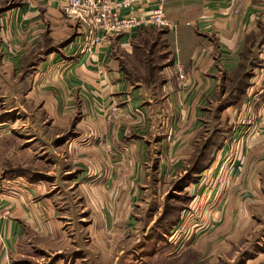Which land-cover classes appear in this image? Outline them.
<instances>
[{
    "label": "rangeland",
    "instance_id": "rangeland-1",
    "mask_svg": "<svg viewBox=\"0 0 264 264\" xmlns=\"http://www.w3.org/2000/svg\"><path fill=\"white\" fill-rule=\"evenodd\" d=\"M70 37L62 38L63 43L52 37L50 53L48 44H37L15 71L17 79L1 84L5 98L0 101L4 125L0 158L4 177L19 178L13 194L20 203L17 221L32 223L34 212L35 220L38 215L40 220L35 223H62L67 237L62 249L77 251L74 257L54 254L50 243L51 250L39 243L46 251H38L35 260L21 256L20 264H55L59 258L78 264H264V196L261 201L251 197L253 211H260L243 226L235 223V207L232 214L231 207L226 209V193L234 186V179L227 178L238 170L235 159L242 146L231 137L239 111L224 113L235 98L207 103L209 123L199 150L174 173L171 164L164 168L160 163L161 132V137L148 135V145L142 142L143 159L106 161L113 149L102 147V122L99 130L92 128L91 121H97L89 106L66 83L73 76L68 71L72 67L63 61L73 51ZM43 75L50 77L49 101L43 98ZM13 96L18 99H9ZM117 112L111 111L113 119ZM154 117L148 127L135 120L139 129L127 136L157 129ZM127 121L121 120L120 129ZM127 136L121 137L131 139ZM167 155L171 162L170 152ZM218 208L222 211L216 214ZM225 210L229 216L220 223Z\"/></svg>",
    "mask_w": 264,
    "mask_h": 264
},
{
    "label": "crops",
    "instance_id": "crops-1",
    "mask_svg": "<svg viewBox=\"0 0 264 264\" xmlns=\"http://www.w3.org/2000/svg\"><path fill=\"white\" fill-rule=\"evenodd\" d=\"M156 5L157 0H134L131 8L122 10V15H148ZM165 11L170 27L136 28L111 37L90 52L85 37L88 29L69 18L59 2L0 0V101L5 98L2 81L17 79L15 71L35 51L37 44H48L46 53H50L52 37L61 38L59 41L63 43L62 38L72 35L73 51L63 61L72 67L68 71L73 76L67 77L70 82L66 83L89 106L92 118L97 121H91L92 128L99 130L102 122L105 133L102 147L113 149L112 155L105 157L106 161L127 157L143 159L142 142L148 145L151 142L148 135L157 137L161 132L160 163L164 168L171 164L174 173L177 165L188 162L199 150L209 123L207 103L235 98L224 113L239 111L238 125L231 137L242 146L235 159L238 170L233 178L232 175L227 178V181L234 179V186L226 193V209L231 207L232 214L234 206L235 223L243 226L260 211H253L250 202L255 201L251 197L264 196V87L256 74L264 65V0H167ZM181 73L185 74L184 78H180ZM43 76V98L49 101L52 99L47 91L50 77ZM238 83L249 84L238 90L234 88ZM9 99L17 100L18 96ZM114 109L118 112L113 119ZM153 116L157 129L137 136L139 128L134 125L135 120L148 127ZM121 120L130 123L120 129ZM242 122L247 123V128L241 126ZM132 130L136 132L127 136ZM3 131L4 125L0 124V148ZM122 135L131 139H122ZM226 147L225 143L221 151ZM135 152L138 155L132 156ZM168 152L171 162L167 160ZM96 160L100 162L99 158ZM18 179L4 177L0 158V213H7L0 222V264H20L24 255L35 260L40 257L38 251H46L39 243L47 244L50 250L52 245L54 254L74 257L75 249H62L67 238L61 232L62 223L55 220L35 223L40 220L39 215L35 220L34 212H31L32 223L17 221L20 203L13 194L18 188L15 185ZM220 211L218 208L215 213ZM221 213L220 223H225L229 213L227 210ZM96 240L101 243L100 239ZM55 264L78 263L59 258Z\"/></svg>",
    "mask_w": 264,
    "mask_h": 264
},
{
    "label": "built area",
    "instance_id": "built-area-1",
    "mask_svg": "<svg viewBox=\"0 0 264 264\" xmlns=\"http://www.w3.org/2000/svg\"><path fill=\"white\" fill-rule=\"evenodd\" d=\"M63 5L65 14L76 20L87 30V48L93 52L95 47L101 45L111 37L119 36L131 32L140 27H157L160 29L171 26V21L165 11L167 0H157V5L151 13L142 16L122 15V10L131 8L134 0H55ZM257 75L264 87V65L260 66ZM180 78L185 74L181 73ZM259 94V93H258ZM257 94V95H258ZM251 103V101H250ZM0 213V222L3 218Z\"/></svg>",
    "mask_w": 264,
    "mask_h": 264
},
{
    "label": "trees",
    "instance_id": "trees-1",
    "mask_svg": "<svg viewBox=\"0 0 264 264\" xmlns=\"http://www.w3.org/2000/svg\"><path fill=\"white\" fill-rule=\"evenodd\" d=\"M248 84H249V83H244V84H240V83H238L237 85H235L234 88L237 87L238 90H242V89L245 88ZM244 93H245V90H244ZM206 147H207V146H205V148H206Z\"/></svg>",
    "mask_w": 264,
    "mask_h": 264
}]
</instances>
